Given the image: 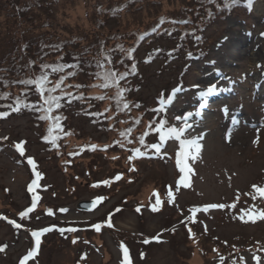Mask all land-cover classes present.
I'll list each match as a JSON object with an SVG mask.
<instances>
[{"label":"rangeland","instance_id":"obj_1","mask_svg":"<svg viewBox=\"0 0 264 264\" xmlns=\"http://www.w3.org/2000/svg\"><path fill=\"white\" fill-rule=\"evenodd\" d=\"M113 1L45 0L24 20L37 26L49 20L57 32L85 36L96 6ZM177 8L173 0H142L110 20L106 30L141 29ZM14 26L1 11L0 36ZM47 30L39 26L34 33ZM204 34V54L191 58L184 72L183 54L139 64L141 77L130 95L138 129L155 121L162 90L170 127H184L183 117L192 113L180 139H196L200 149L185 145L189 170L183 173L177 166L180 140L163 143L156 128L147 140L162 143L160 151L152 148L136 159L117 145L127 138L119 135L118 123L109 128L108 122L70 111L71 137L56 151L41 141L42 126L30 115L0 120V264H19L34 248L25 264H264V196L253 188H264V0L217 20ZM158 43L169 44L164 38L144 43L138 57ZM213 85L215 91L207 92ZM21 142L23 156L16 148ZM81 142L95 148L84 146L80 155L68 157ZM33 196L40 198L36 207L21 216ZM91 200L99 201L92 210L77 207ZM211 204L225 207L205 211ZM98 223L99 231L93 227ZM42 228L51 230L37 246L32 232Z\"/></svg>","mask_w":264,"mask_h":264},{"label":"trees","instance_id":"obj_2","mask_svg":"<svg viewBox=\"0 0 264 264\" xmlns=\"http://www.w3.org/2000/svg\"><path fill=\"white\" fill-rule=\"evenodd\" d=\"M56 2L57 0H51ZM142 0H114L105 6L98 4L93 14H91V27L85 36L67 35L55 31L49 20H45L41 28L49 27L47 31H34L39 28L37 24L25 16H29L33 7H41L45 0H0V12H5L11 23L15 24L6 34L0 36V112L7 115L0 117V120L10 116L28 114L33 117L37 125L42 126L41 141L56 151L62 150L67 145L72 129L69 128V112L74 115H89L94 120L108 122L109 128H116L121 132L131 129L130 135L126 133L123 137L126 140L118 142V146L123 151H132L136 159L146 154L150 149L147 145L152 143L147 140L148 135L154 134V129L158 127V119L164 120L165 128L170 127L165 114L157 111L159 108L154 106L155 121L145 122L141 129L135 124L136 117L133 114L134 104L130 98L133 89L136 88L135 80L141 77L139 64L151 63L156 58L171 61L182 55L183 72L188 67L191 58L204 54L202 46L206 43V28L226 15L234 11L250 10L254 0H173L178 3V8L168 13L159 14L153 21L145 24L141 29H131L128 32L118 30H106V25L110 20L116 19L123 10H129L136 3ZM140 6H137V10ZM33 16V15H32ZM94 18V19H93ZM93 19V22H92ZM163 19V23L161 20ZM24 20V22H22ZM26 24L20 27L21 24ZM51 31V32H50ZM14 33V34H13ZM164 38L169 44L160 43L149 46L144 54L139 58V51L144 43L158 41ZM129 50H133L129 55ZM112 58L111 67L122 73L130 71L135 65L134 72L120 81L122 88L129 91L125 93V102L129 104L130 110H118L116 102L112 97L115 95L114 87L103 88L94 85L102 84L104 81L95 76L101 71L98 63H105L104 56ZM44 64H64L66 67L62 72H52L51 68L42 69ZM42 72L48 73L50 83L46 87H53L61 77L64 81L54 95H62L70 92L72 99L64 96L61 100L60 108H53L48 115L60 116L59 128H54L51 133L48 129L52 126L51 120L39 119L42 112L34 109L21 108L20 111H13L17 97L21 101L35 104L37 107L43 104V100L37 91L36 85H24L18 83L21 80H35ZM73 75H68V73ZM79 86V87H77ZM92 89V90H89ZM166 97L165 91H161L159 96ZM47 95V93H45ZM96 97H105L96 99ZM100 114V115H94ZM157 124V127H155ZM123 125L125 127H123ZM117 130V131H118ZM159 132V131H158ZM156 133V131H155ZM160 133H158L159 135ZM48 137L45 139L44 137ZM143 136L144 144L140 143ZM155 136V135H153ZM53 140L55 142L53 143ZM92 144V143H91ZM78 143L77 148L67 153L68 157L80 155L84 146L91 145ZM89 146V148H93ZM139 148V154L133 150Z\"/></svg>","mask_w":264,"mask_h":264},{"label":"snow or ice","instance_id":"obj_3","mask_svg":"<svg viewBox=\"0 0 264 264\" xmlns=\"http://www.w3.org/2000/svg\"><path fill=\"white\" fill-rule=\"evenodd\" d=\"M161 23H163V19L161 20ZM133 50H129V55H131V52ZM104 61L107 62L108 67H105V63L101 62L98 63V67L101 69V71L95 73V76L97 78L102 79L104 82L102 84L99 85H94L97 87H103V88H110V87H114L116 89L115 91V95L114 97H112V99L115 100L116 102V107L118 110H130L129 109V104L127 102H125V93L127 91H129V89L127 88H122L120 86V81L125 80L126 77H128L131 72H134L135 70V65L132 66V69L130 71H124L122 73H117V71H115L112 67H111V63H112V58L109 55H105L104 56ZM42 69H48L51 68L52 72H62L63 69L66 67L64 64H44L41 66ZM68 75H73V73H68ZM64 81V77H61L59 81H57L55 83V85L53 87H46V85L48 83H50L49 78H48V73L47 72H42L35 80L32 79H28V80H21L18 81V83L20 84H24V85H36L37 86V91L39 92L42 100H43V104L40 105L39 107H37L35 104L33 103H29L27 101H21V99L19 97H17L16 102H15V107L12 109L13 111H20L21 108H28V109H34L37 112H42L44 113L43 115L39 116V119L42 120H51L52 121V126L49 127L48 131L49 133H51L53 131L54 128H59V121L62 119V117L60 116H51L48 115V113H50L52 111V109L55 108H60L61 105V100L64 98V96H67L69 98V102H71L72 99H79L82 97H73L72 94L70 92L68 93H63L62 95H54V93H56L57 89L61 87V84ZM79 87V86H77ZM215 91V85L210 86L207 89V92H213ZM45 93H47V95H45ZM6 95L0 98H6ZM201 95H205V93H201ZM105 97H96V99H104ZM171 97L168 98L167 102H171ZM161 106L163 107L165 101L163 100V94L161 96V100H160ZM159 111V109L157 110ZM224 113L227 114L228 109L227 107H225L223 109ZM7 115V113L4 112H0V117H3ZM94 115H100V114H94ZM192 113H187L185 114V116L183 117V120L185 122V126L181 127V128H177V127H167L165 128V121L161 120L160 124L157 127V131H159L160 133V141L164 142L169 138H174L177 140H180V151L177 153V166L179 167V170L181 173L185 172L186 170H189L187 167V164L184 162L186 157L188 155H190V153L185 152V145H190L193 146L195 148V150L198 152L200 149V145L197 143L196 139H191V140H184V139H180L181 136L183 135V133L187 130L188 127H190V125L187 124V120L191 117ZM177 119H181L180 117H177ZM235 119V118H233ZM128 131H131V129H129ZM121 135L124 136L126 135L125 132H121ZM45 139H48V137H44ZM55 142V140H53V143ZM140 143L143 145L144 144V138L143 136L140 138ZM93 148H95V145L92 146ZM107 147V146H106ZM162 147V143L159 144H151V145H147L146 148L147 149H156L157 152L160 151V148ZM17 150L19 151L20 155L23 156L24 155V147H23V142L18 143L16 145ZM136 153L139 154H143L140 153V149L136 148L133 150ZM133 157H129V159H132ZM28 163L30 165L33 166V170H35V162L33 161V159L31 157L28 158ZM36 177L37 179L40 178V173L36 172ZM117 179H119V177H117ZM184 177L182 176L180 178V181H178V183H183L184 182ZM37 183V180H33L32 184L29 185V190L31 191L32 186L35 185ZM105 183H107L105 181ZM253 188L261 195L264 196V188H260L257 187L256 185H253ZM168 195L171 197L172 193L171 191H169ZM40 198L38 196H33L32 198V206L31 208L27 209L25 212H22L20 215L21 216H27L28 212H31L32 209H34L36 207V203L37 200H39ZM99 199H103V198H99ZM253 199H255V197H253ZM93 204H95V201H93ZM223 208L225 207L224 205H216V204H211V205H206L205 206V211H207L208 208ZM234 207V205H233ZM139 211V209H137ZM155 210V209H153ZM61 211H65L64 209H61ZM193 212H196L197 209H192ZM243 212H247V210H243ZM259 217L261 219H264V211L259 213ZM6 219V217H5ZM241 219H243V216L241 217ZM249 219H252L251 216H249ZM17 227H19V225H17ZM93 227H95V229L97 231L100 230L101 225L98 223L96 225H94ZM50 228H42L38 231H34L32 232V236L36 239V244L37 246L40 244V237L43 233L50 231ZM76 229L74 228H68L67 231L72 232L75 231ZM61 232H64L65 229H60ZM148 241H145V243H147ZM73 243H75V241H73ZM0 251H3V248H0ZM36 251V249L34 248L32 251H29L27 253V255H25L19 262V264H25V261H27L30 257L33 256L34 252ZM125 252H127V249H125ZM259 264V262H258Z\"/></svg>","mask_w":264,"mask_h":264},{"label":"water","instance_id":"obj_4","mask_svg":"<svg viewBox=\"0 0 264 264\" xmlns=\"http://www.w3.org/2000/svg\"><path fill=\"white\" fill-rule=\"evenodd\" d=\"M93 201H95V200H91V201H80L77 204V207L79 209H83V210H86V211H90V210H92L96 206V203H97L95 201V204H93Z\"/></svg>","mask_w":264,"mask_h":264}]
</instances>
